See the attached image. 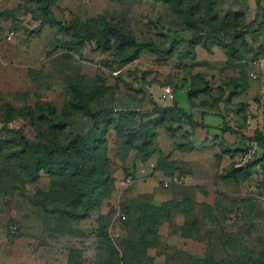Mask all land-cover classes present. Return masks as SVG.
<instances>
[{
    "label": "rangeland",
    "instance_id": "rangeland-1",
    "mask_svg": "<svg viewBox=\"0 0 264 264\" xmlns=\"http://www.w3.org/2000/svg\"><path fill=\"white\" fill-rule=\"evenodd\" d=\"M261 1L257 5L255 0H211L221 19L229 14H241L249 27L245 36L248 50L243 61L246 62L240 61L226 69V64L231 63L224 50L213 42L210 43L211 53L198 45L191 47L189 35L179 31L176 19L154 0H56L50 6L51 13L43 11L42 0H0L3 29L0 32V103L10 104L13 110L10 108L9 122L3 113L5 109L0 111V141L9 142L0 151V264H68L69 261L70 264H117L126 251L122 243L127 239L137 240L145 231L138 227L139 213L132 212L137 204L164 206L165 209L169 207L167 204L178 205L173 211H164L168 217L159 226L160 245L147 251L152 264H186L188 256L194 258L191 264H197L196 261L204 257L210 262L201 264H247V257L264 263V215L261 216L256 205L235 204L232 197L236 191L225 192L220 185L215 187L217 171L212 170H218L216 159L212 154L207 157L203 153L207 147L220 153V145L226 143L214 144L212 139L205 146L207 141L202 134L199 141H195L202 153L196 154L194 159L183 156L194 149L183 153L177 143L188 139L189 134L191 141L196 130H192L186 120L175 125L179 128L171 138L163 127L155 128L158 152L144 163L135 158L133 150L122 164L116 156L115 136L108 134L109 141L100 158L108 153L111 160L110 195L102 198L89 219L80 222L46 214L27 199L44 192L47 200H58L57 191L65 181L52 179L42 172L34 183L23 182L27 168L25 163L19 164L20 154L15 153L23 150L19 133L30 142H42L39 138L43 127L33 126L25 109L41 101L54 106L61 115L70 97L69 79L87 83L98 93L111 87L113 91L108 90L99 107L146 112L152 109L153 103L164 104L160 100L163 85L175 86L176 102L183 105L187 103L190 83L198 73L205 74L210 81L215 98L223 88L222 81L239 77L243 70L247 74L254 71L258 78L248 77L246 88L238 90L232 98L234 111L246 116L245 124L253 131H249L251 136L243 133L242 137L251 139L255 130H264V18H256L264 12V0ZM98 15L133 31L140 43L154 44L161 53L144 50L134 62L120 65L114 60L113 50L96 51L88 44L71 47L65 42L54 51L50 49L57 40L72 39V32L63 26L68 27L74 16L86 22ZM52 19L60 24L50 25ZM13 30L14 36L8 39L6 33ZM200 99L203 97L196 102ZM20 109L24 111L23 116L18 114ZM193 110V117L199 120L203 110ZM88 124H81L79 131ZM46 141L54 149L69 140L64 135L60 139L49 136ZM161 158H168L173 165L183 164L182 171L173 174L183 177L181 184L163 186L166 176L155 168ZM187 158L189 165L184 163ZM55 162H61L60 156ZM221 164L226 167L230 163ZM195 168L208 173L206 181L197 179ZM253 173L257 174L258 170ZM257 178L262 181V172ZM126 179L132 180L128 187ZM251 180L254 181L255 176ZM12 182L23 184L19 188L7 187ZM201 182L208 183L204 190L195 189ZM245 184H250L249 179ZM121 204L127 216L121 211ZM185 222L189 226L184 227ZM228 240L235 246H229ZM253 261L248 264H254Z\"/></svg>",
    "mask_w": 264,
    "mask_h": 264
},
{
    "label": "trees",
    "instance_id": "trees-1",
    "mask_svg": "<svg viewBox=\"0 0 264 264\" xmlns=\"http://www.w3.org/2000/svg\"><path fill=\"white\" fill-rule=\"evenodd\" d=\"M42 1L44 2L43 11L51 13L50 6L56 0ZM154 1L160 2L165 10L176 19L179 31L189 35L191 47L198 45L211 53L209 50L210 43L213 42L219 49L224 50L228 56L231 65L226 64V69L246 59L248 48L245 44V36L248 35L249 27L245 23L243 15L229 14L221 19L211 0ZM255 2L260 5L262 1L255 0ZM259 16L264 18V12L256 15V18ZM35 18L37 19V17ZM55 22H57L55 19L50 20V25ZM57 23L60 24V22ZM63 28L72 32V39L69 41H55L50 45V49L53 51L65 42L71 47L88 44L93 46L96 51L110 52L113 50L115 52L113 54L114 60L120 65L134 62L144 50L156 54L161 53L154 44L140 43L133 31L111 22L104 15H98L86 22L74 16L68 27L63 26ZM252 73L256 74L254 71L247 74L243 70L239 77H230L222 81L224 82L221 84L223 88L219 90L220 94L215 98L212 96L210 81L206 80L205 74L198 73L190 83L186 100L191 109L199 108L203 110L199 114V120L194 119L192 113L184 110L185 108H182L181 104H177L175 99L176 87H171L169 84L163 85V87L169 86L173 89V100L161 99L160 93V100L164 104L153 103L150 111L142 112L139 109L99 107V104H103L106 95H108V90L113 91L111 87H107L105 88L106 91L98 93L92 90L87 83L69 79L67 81V92L70 97L65 102V108L61 115L57 114L54 106L41 101H36L33 107L29 106L25 109L32 125H40L43 127L44 132L41 133L39 138L42 140L41 143L30 142L24 135L19 133L23 150L15 151V153L16 155L20 154L17 157L19 164L25 163L24 165L27 168V175L23 182L34 183L39 179L42 172L52 179L62 178L65 181L56 194L60 200H54L53 198L47 200L44 192L39 197H27V199L37 205L42 212L66 217L70 222L89 219L102 198H108L110 195L109 186L113 181L109 170L111 160L108 153L100 158L102 149L106 148L104 146L109 141L108 134L115 136L116 156L122 164L126 162L133 150L135 151V158L144 163L158 152L155 145V128L163 127L168 137L171 138L179 128L175 125L183 120H186L192 130L202 129L208 131L210 126L206 124L205 117L212 110L217 113H224L228 117L233 112L238 115V111H234L236 106L232 98L238 90L246 88V81L248 77L252 79ZM83 80L86 81V78L84 77ZM229 90H231V93L227 92ZM199 97H203V99L196 102ZM3 108L5 109L3 113L8 116L6 122H9L11 118L9 111L10 108L12 110V107L10 104L1 105L0 103V111ZM23 112V110L18 111V114L23 116ZM245 119L246 116H241V119L235 120L232 126L230 121L223 123V127L220 125L221 135L218 138H222L223 135H242V128H248ZM86 122L89 123L88 126L86 125L83 130L79 131L81 124ZM4 128L6 131L11 132L8 127ZM254 133L251 139L247 140V146L243 150L229 149L220 145V154L215 156L218 170L214 175V185L216 184V188L220 185V188L223 187L222 190L225 192L236 191L233 193L235 196L232 197L235 204H240L242 207H247L249 204L256 205L262 216V214L264 215V132L255 130ZM64 135L69 141L65 145H59L51 149L46 139L49 136L60 139V136L63 137ZM190 135H188V139L184 138L177 143L182 152L192 148ZM221 143H223V140L219 141V144ZM8 144L9 142L0 141V151L3 146ZM249 148H254L255 151L252 157L253 161L245 159L246 151ZM260 150L263 151V154ZM230 153H232V161L226 167L222 166L221 157ZM235 155L239 156L237 160H234ZM57 156L61 158L59 163L55 162ZM255 167L259 168L258 173L262 172V181L257 178L258 173H253L256 170ZM155 168L161 170L166 178H170L174 172H181L184 166L182 163L173 165V162L169 161L168 158H161ZM254 176L255 180L252 181L251 177ZM248 179L250 184H245ZM22 184L12 182L8 183L7 187L19 188ZM203 187L204 185H197L195 189L204 190ZM251 188L253 190L250 192ZM57 201L63 203L60 204ZM167 205L169 206L168 209H165L164 206L158 207L148 204L133 206L132 212L139 213L138 227L144 228L145 231L137 240L127 239L122 243L125 244L124 250L126 251L119 259V263L116 262L117 264H152L153 260L148 257L147 251L149 248H156L160 245L158 241L159 226L164 218L168 217V214L164 211H173L174 207L178 206L177 204ZM120 208L126 214L125 206L121 204ZM187 226L189 224L185 222L184 227ZM193 228L195 229V227ZM220 240L223 241L222 236H220ZM227 243L229 246H235L229 240ZM192 259H194L192 256H188L186 264H191ZM246 261L248 264L253 261V258L247 257ZM209 262L208 257L196 261L197 264ZM253 263L264 264L257 259Z\"/></svg>",
    "mask_w": 264,
    "mask_h": 264
},
{
    "label": "crops",
    "instance_id": "crops-1",
    "mask_svg": "<svg viewBox=\"0 0 264 264\" xmlns=\"http://www.w3.org/2000/svg\"><path fill=\"white\" fill-rule=\"evenodd\" d=\"M186 102L187 103L181 105L182 108H185L184 110H187V111L191 112L192 114H194V110L190 108V105L188 104V101H186ZM240 115H241V112L238 115H236L235 112H233L232 115L228 117L224 113H217V112L214 113V110L210 111L207 114V116L205 117V122H206V124H208L210 126V128L208 129V131H205V130H202V129H196L195 130V136L191 140L192 148L194 149V151H191L192 153H190V154H188L187 152H183V153H187V154H183V156H188V158L192 157L194 159V156L196 154L202 153V150L197 146V144L195 142V141H199V139H200L199 136L202 135V134H204V136L206 137L207 143L204 144L205 146H208L209 145L208 144L209 141L213 139L212 143H214V142L215 143H219V141L223 140V143H226L225 146H223L225 148L238 149V150H243L244 148H246L248 139H245L244 137H242V135H234V136H232V135H226V136L223 135L222 138H220V139L218 138L221 135V130L219 129L220 125L222 126L223 123L225 124V122L230 121V125L232 126V124H234L235 120L241 119ZM263 120H264V118H263ZM248 128H242V131H243L244 134H249V131H252L251 129H248ZM196 131H199V132L197 133ZM262 131L264 132V130H262ZM248 136H251V135L249 134ZM207 148L208 149L207 150L205 149V151L203 152L204 156L208 157L209 154H212V157L215 160V156L217 154H220V153L213 151L214 148H211V149L209 147H207ZM193 152H196V153H193ZM231 156H232V153L223 155L221 157L222 158V163L223 162L230 163L232 161L231 160ZM235 156L236 157L234 158V160L235 159L237 160L239 158V156L238 155H235ZM188 158L184 161V163H186L187 165L190 164ZM214 160H213V165L215 166V161ZM207 163L210 164L211 161H208ZM254 169L258 170V167H255ZM194 170H195V174H196L197 179L198 178L205 179V178L208 177V173L207 174H203V171H200V170H198L196 168L193 169V172H194ZM212 171L215 172L217 170L215 168H213ZM205 181H206V179H205ZM201 184L205 185V184H208V183L201 182Z\"/></svg>",
    "mask_w": 264,
    "mask_h": 264
},
{
    "label": "built area",
    "instance_id": "built-area-1",
    "mask_svg": "<svg viewBox=\"0 0 264 264\" xmlns=\"http://www.w3.org/2000/svg\"><path fill=\"white\" fill-rule=\"evenodd\" d=\"M2 31V26L0 25V32ZM7 36H8V39H11L13 36H14V32L13 31H10L9 33H6ZM251 77L252 79H256L257 78V75L256 74H251ZM174 98V93H173V89L169 86H165L162 88V91H161V99L163 100H168V101H171L173 100ZM255 151H254V148H249L247 149L246 151V160H252L253 161V155H254ZM263 163H264V160H263ZM183 177H181V175H173L172 177L170 178H166L164 180V183H163V186L165 188L169 187V186H172V185H179L183 182ZM132 184V180L131 179H126V187H128L129 185ZM264 197V196H263ZM122 219H125V216H122L121 217Z\"/></svg>",
    "mask_w": 264,
    "mask_h": 264
}]
</instances>
